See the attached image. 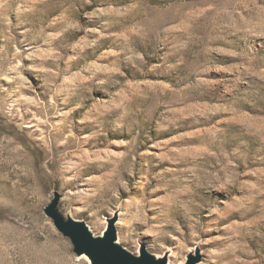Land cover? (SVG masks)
I'll return each mask as SVG.
<instances>
[{
	"label": "rangeland",
	"instance_id": "rangeland-1",
	"mask_svg": "<svg viewBox=\"0 0 264 264\" xmlns=\"http://www.w3.org/2000/svg\"><path fill=\"white\" fill-rule=\"evenodd\" d=\"M181 264H264V0H0V264H90L45 209Z\"/></svg>",
	"mask_w": 264,
	"mask_h": 264
},
{
	"label": "water",
	"instance_id": "water-1",
	"mask_svg": "<svg viewBox=\"0 0 264 264\" xmlns=\"http://www.w3.org/2000/svg\"><path fill=\"white\" fill-rule=\"evenodd\" d=\"M59 195L45 209L55 227L67 236L77 256H87L90 264H168L169 254L157 255L149 251L145 244L141 245L139 253L127 249L118 241L117 217L109 220V225L102 235H95L85 220L73 217L70 213L63 214L58 208ZM202 252L194 247L187 255V260L181 264H199Z\"/></svg>",
	"mask_w": 264,
	"mask_h": 264
}]
</instances>
